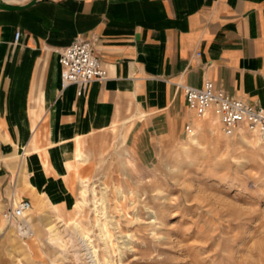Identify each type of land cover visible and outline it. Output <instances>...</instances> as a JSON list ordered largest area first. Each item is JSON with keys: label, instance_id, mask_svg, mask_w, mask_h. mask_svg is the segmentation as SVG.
<instances>
[{"label": "crops", "instance_id": "0c3cea01", "mask_svg": "<svg viewBox=\"0 0 264 264\" xmlns=\"http://www.w3.org/2000/svg\"><path fill=\"white\" fill-rule=\"evenodd\" d=\"M3 1L24 7L0 10V234L12 198L30 202L33 227L48 208L67 210L70 174L88 162L83 148L114 129L136 142L196 128L182 86L210 80L264 108V0ZM75 40L90 42L107 72L81 95L62 88L58 63Z\"/></svg>", "mask_w": 264, "mask_h": 264}, {"label": "rangeland", "instance_id": "374dc122", "mask_svg": "<svg viewBox=\"0 0 264 264\" xmlns=\"http://www.w3.org/2000/svg\"><path fill=\"white\" fill-rule=\"evenodd\" d=\"M201 119L178 138L132 142L114 129L85 145L69 208L36 218L41 231L23 242L28 253L14 250L4 227L0 264H91L80 230L98 264H264V144L246 129L225 134L217 118L202 128Z\"/></svg>", "mask_w": 264, "mask_h": 264}, {"label": "built area", "instance_id": "2783aa9c", "mask_svg": "<svg viewBox=\"0 0 264 264\" xmlns=\"http://www.w3.org/2000/svg\"><path fill=\"white\" fill-rule=\"evenodd\" d=\"M20 32L15 33L17 41ZM60 79L62 88L74 85L77 94L94 81L107 79V72L101 62L93 54L92 45L88 41L75 40L64 48L59 55ZM187 109L197 117L209 114L215 116L221 130L231 135L238 129H246L255 134L264 143V108L249 104L227 94L223 89L216 87L210 80H206L201 88L182 86ZM189 124L185 131L191 133ZM31 204L27 199H20L16 205L10 201L3 217L8 224L17 227L22 238H27L28 226L24 223V216L30 210Z\"/></svg>", "mask_w": 264, "mask_h": 264}, {"label": "bare ground", "instance_id": "6f19581e", "mask_svg": "<svg viewBox=\"0 0 264 264\" xmlns=\"http://www.w3.org/2000/svg\"><path fill=\"white\" fill-rule=\"evenodd\" d=\"M5 1H9L10 2V0H5ZM15 2V1H14ZM13 2V3H14ZM17 2V1H16ZM12 3V2H11ZM199 118H201V117H199ZM259 142H261V140L258 138L257 139ZM261 143H263V142H261ZM264 144V143H263ZM43 152V151H42ZM42 154V153H41ZM21 157H23V156H21ZM21 160H23L22 158H21ZM44 161V160H43ZM81 163H86V161H87V158H82L81 160ZM27 162H28V160H27ZM29 163V162H28ZM48 163V162H47ZM23 166H24V161H21V166H20V168L18 169V171H19V174L21 173V172H23ZM46 166H48V164L46 165ZM27 170V169H26ZM30 177V176H29ZM49 182V181H48ZM103 190V192H102V194H105L106 193V188H103L102 189ZM13 199V198H12ZM11 199V200H12ZM13 201V203H14V205H16L17 204V200H12ZM52 203V202H51ZM104 203V200H102V204ZM30 210H31V208H30ZM30 210H28L27 212H26V214H25V216H24V223H26L27 224V226H28V234H29V236L26 238L27 240H24L23 238H21V237H19V235H17L16 233H15V231H14V228L17 230V227L16 226H14V225H11V224H8L7 222H6V220L4 219V217H3V227L2 228H4V227H6L5 228V232H7L8 230H12V232H13V236L14 237H16L18 240H20L22 243L24 242V241H27V242H29L30 240H31V238H36V240H38L39 239V235H40V231H41V229H40V227H37V226H34L33 227V223H32V220L30 219ZM38 218V217H37ZM14 228H13V227ZM74 226H75V230H80V227H79V224L78 223H75L74 224ZM42 228H43V226H42ZM79 236H80V238H81V241H82V243H83V246H84V249H85V251H86V255H87V257L90 259V262H91V264H98V259H97V252H96V250L94 249V247H93V245H92V241L90 240V238L88 237V235H86L82 230H80L79 232ZM8 234V233H7ZM10 235H12V234H10ZM12 238V237H11ZM122 244H123V247L124 248H128V245H129V243L126 241V240H124V241H122ZM27 247V246H26ZM30 249V248H29ZM110 264V263H109Z\"/></svg>", "mask_w": 264, "mask_h": 264}, {"label": "water", "instance_id": "95a60500", "mask_svg": "<svg viewBox=\"0 0 264 264\" xmlns=\"http://www.w3.org/2000/svg\"><path fill=\"white\" fill-rule=\"evenodd\" d=\"M37 0H32L29 4L27 5H32L36 2ZM24 6H19V5H10L8 3H5L3 0H0V10H9V11H13V10H19Z\"/></svg>", "mask_w": 264, "mask_h": 264}]
</instances>
